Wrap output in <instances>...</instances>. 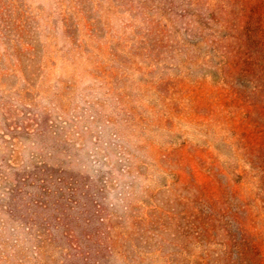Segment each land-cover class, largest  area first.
Returning a JSON list of instances; mask_svg holds the SVG:
<instances>
[{"label": "rangeland", "instance_id": "1", "mask_svg": "<svg viewBox=\"0 0 264 264\" xmlns=\"http://www.w3.org/2000/svg\"><path fill=\"white\" fill-rule=\"evenodd\" d=\"M258 2L0 0V264H264Z\"/></svg>", "mask_w": 264, "mask_h": 264}, {"label": "trees", "instance_id": "2", "mask_svg": "<svg viewBox=\"0 0 264 264\" xmlns=\"http://www.w3.org/2000/svg\"><path fill=\"white\" fill-rule=\"evenodd\" d=\"M241 31V51L239 63L242 72L255 79L256 99L247 101V114L255 117V128L258 131L254 151L249 148L246 135H242L243 147L252 157H256L261 164L264 174V0H259L252 14L244 15Z\"/></svg>", "mask_w": 264, "mask_h": 264}]
</instances>
